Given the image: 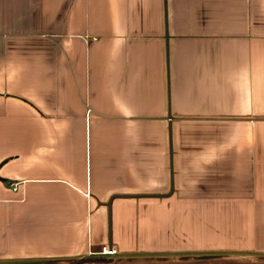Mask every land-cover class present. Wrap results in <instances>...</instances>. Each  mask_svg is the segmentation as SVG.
Returning <instances> with one entry per match:
<instances>
[{
    "label": "crops",
    "instance_id": "1",
    "mask_svg": "<svg viewBox=\"0 0 264 264\" xmlns=\"http://www.w3.org/2000/svg\"><path fill=\"white\" fill-rule=\"evenodd\" d=\"M165 7L0 0V264L264 258V0Z\"/></svg>",
    "mask_w": 264,
    "mask_h": 264
},
{
    "label": "trees",
    "instance_id": "2",
    "mask_svg": "<svg viewBox=\"0 0 264 264\" xmlns=\"http://www.w3.org/2000/svg\"><path fill=\"white\" fill-rule=\"evenodd\" d=\"M111 258V259H109ZM159 260H163V262L153 263L152 260L149 264H191V260L186 257H180L175 259L174 262L168 261L167 258H162ZM132 259H122L112 256H105V255H91L86 256L83 258L77 259H66V260H48V261H41V262H24L19 264H133ZM144 263V262H141ZM146 263V262H145ZM135 264H138L136 262ZM148 264V263H146ZM193 264V263H192ZM201 264H210L206 258L202 259ZM214 264H264L263 257H233V256H221L218 259H215Z\"/></svg>",
    "mask_w": 264,
    "mask_h": 264
},
{
    "label": "water",
    "instance_id": "3",
    "mask_svg": "<svg viewBox=\"0 0 264 264\" xmlns=\"http://www.w3.org/2000/svg\"><path fill=\"white\" fill-rule=\"evenodd\" d=\"M165 2L164 0V18L166 20V7H165ZM165 38L167 39V32H165ZM166 51H167V42H166ZM170 134V132H169ZM170 153H171V147H169ZM172 192V187L170 188L168 193ZM160 194H153V193H146V194H113L110 196L108 202H107V217H108V237L110 239V224H111V207H110V202L114 197H140V196H158ZM166 195V194H165ZM111 259V258H109Z\"/></svg>",
    "mask_w": 264,
    "mask_h": 264
},
{
    "label": "built area",
    "instance_id": "4",
    "mask_svg": "<svg viewBox=\"0 0 264 264\" xmlns=\"http://www.w3.org/2000/svg\"><path fill=\"white\" fill-rule=\"evenodd\" d=\"M11 187L16 190L17 186L15 184H10ZM99 255H105V256H113L115 254V250L107 245L101 246L100 250L98 252Z\"/></svg>",
    "mask_w": 264,
    "mask_h": 264
},
{
    "label": "rangeland",
    "instance_id": "5",
    "mask_svg": "<svg viewBox=\"0 0 264 264\" xmlns=\"http://www.w3.org/2000/svg\"><path fill=\"white\" fill-rule=\"evenodd\" d=\"M140 262H138V264H139ZM92 264H95V263H92ZM141 264H145V263H141Z\"/></svg>",
    "mask_w": 264,
    "mask_h": 264
}]
</instances>
